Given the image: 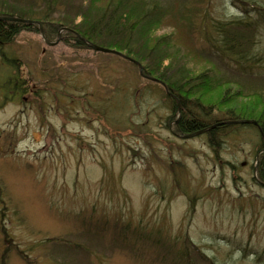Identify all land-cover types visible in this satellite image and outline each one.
I'll return each instance as SVG.
<instances>
[{"label":"rangeland","instance_id":"374dc122","mask_svg":"<svg viewBox=\"0 0 264 264\" xmlns=\"http://www.w3.org/2000/svg\"><path fill=\"white\" fill-rule=\"evenodd\" d=\"M161 1L176 15L165 16L151 36L170 35L179 64L200 71L218 60L221 73L239 76L202 50L204 37L191 26L209 30L210 18L240 15L233 0ZM64 3L54 18L86 2ZM61 29L53 38L43 31L55 44L42 31L24 30L4 47L6 57L0 53V259L170 263L187 235L216 264H264L256 131L228 130L214 143L206 132L177 136L163 85L144 76L143 64L77 48ZM16 76L27 80L24 89L14 88ZM248 82L264 90V79ZM121 226H128L123 241ZM122 242L128 247L121 249ZM198 252L194 263L210 264Z\"/></svg>","mask_w":264,"mask_h":264},{"label":"trees","instance_id":"16d2710c","mask_svg":"<svg viewBox=\"0 0 264 264\" xmlns=\"http://www.w3.org/2000/svg\"><path fill=\"white\" fill-rule=\"evenodd\" d=\"M84 1L85 5H79L78 10L70 8L54 18L55 9L65 5V0H26L19 5L17 1L10 3L8 0L6 4L7 0H1L0 17L36 21L0 19L1 55L6 57L4 47L12 44L24 30L44 31L48 38H53L59 29L65 28L62 38L68 44L77 48L89 47L86 43L89 40L119 52L113 54H127L143 64L144 76H153L163 84L172 111L168 120L169 123L173 121L172 132L177 136L184 135L186 138L187 135L206 132L211 143H214L215 138H220L223 132L247 127L258 135L257 155L264 151V90L248 82L250 79H264V48L261 47L264 41V2L233 0L241 11L240 15L228 19L210 18L209 30L201 28L197 23L191 24L198 37H204L202 40L206 45L202 50H209L216 58L221 57L223 65H232L239 74L229 76L221 73L218 60L214 62L209 59L213 64L204 66L200 71L185 63L179 64L178 52L171 51L169 47L170 35H152L156 40L155 44H150L151 33L167 20L165 16L176 15L172 6H165L161 0ZM186 5L183 3L182 7L188 8ZM204 17L200 12L198 21ZM7 58L18 61L17 58ZM166 62L171 63V66L164 65ZM10 81L16 89H24L27 83L24 77L19 76L12 77ZM172 166L179 182L176 166ZM257 173L264 183V152L259 155ZM127 229L128 226H121V241L127 239ZM130 244L134 248L140 243ZM169 244H165L166 248ZM119 245L121 249L128 247V243L124 242ZM180 245L178 249L176 245L173 246L176 253L170 263L163 261L160 264H195L192 259L195 250L210 264H216L187 235ZM0 264H6L4 256Z\"/></svg>","mask_w":264,"mask_h":264},{"label":"water","instance_id":"95a60500","mask_svg":"<svg viewBox=\"0 0 264 264\" xmlns=\"http://www.w3.org/2000/svg\"><path fill=\"white\" fill-rule=\"evenodd\" d=\"M0 19H2V20H7V19H9V20H19V21L21 20V21H27V20H23V19H20V18H10V17H3V16H1ZM29 22H30V21H29ZM43 37L46 39L45 34H43ZM47 42H49V41H47ZM87 43L90 45V47H92L93 49L98 50V51H105V52L112 51V50H110V49H108V48H105V47H102V46L97 45V44H95V43H92V42H90V41H88V40H87ZM50 44H55V42H54V43L50 42ZM247 122H248V121H247Z\"/></svg>","mask_w":264,"mask_h":264}]
</instances>
